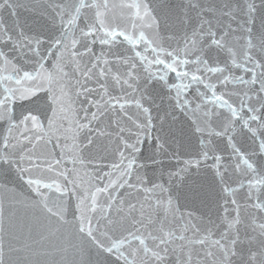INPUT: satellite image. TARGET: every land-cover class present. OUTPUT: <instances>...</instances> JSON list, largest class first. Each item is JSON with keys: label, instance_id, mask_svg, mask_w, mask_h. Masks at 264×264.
Wrapping results in <instances>:
<instances>
[{"label": "snow or ice", "instance_id": "6c2138e0", "mask_svg": "<svg viewBox=\"0 0 264 264\" xmlns=\"http://www.w3.org/2000/svg\"><path fill=\"white\" fill-rule=\"evenodd\" d=\"M0 264H264V0H0Z\"/></svg>", "mask_w": 264, "mask_h": 264}]
</instances>
